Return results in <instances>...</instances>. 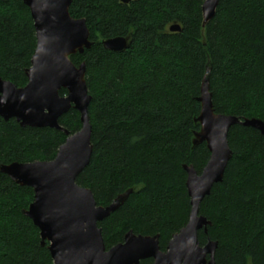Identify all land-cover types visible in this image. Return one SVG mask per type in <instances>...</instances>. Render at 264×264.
<instances>
[{
    "label": "trees",
    "instance_id": "1",
    "mask_svg": "<svg viewBox=\"0 0 264 264\" xmlns=\"http://www.w3.org/2000/svg\"><path fill=\"white\" fill-rule=\"evenodd\" d=\"M205 1L72 0L70 14L86 20L93 43L82 55L71 56L76 66L86 63L92 97L93 154L77 184L90 189L101 207L133 190L98 225L107 250L132 231L159 235L165 252L188 224L183 167L201 174L210 159L206 143L194 146L208 65L215 113L264 121V0H221L204 28ZM173 25L181 32H171ZM117 37H130L125 53L104 49L103 40ZM36 48L24 0H0V78L24 88ZM59 123L71 135L82 129L76 110ZM66 139L62 131L23 128L0 117V167L52 161ZM228 140L233 157L223 182L201 203L200 215L212 226L199 233V242L218 243L216 264H264V136L237 125ZM34 197L32 188L0 171V264H54L40 230L23 213Z\"/></svg>",
    "mask_w": 264,
    "mask_h": 264
},
{
    "label": "water",
    "instance_id": "2",
    "mask_svg": "<svg viewBox=\"0 0 264 264\" xmlns=\"http://www.w3.org/2000/svg\"><path fill=\"white\" fill-rule=\"evenodd\" d=\"M129 4L132 0H119ZM221 0H206L203 27L212 21ZM30 9L37 37V48L27 70L28 84L18 88L0 78V117L15 120L21 127L51 128L67 136L52 161L2 165L1 173L21 187L32 188L34 202L24 215L40 230L42 246L49 250L54 264H216L218 243L201 246L199 233H208L212 223L200 215V206L215 185L221 184L233 152L229 146L230 130L237 125L253 128L264 136V121L240 120L216 114L210 92L208 65L201 87L202 106L197 122L201 130L194 146L206 143L210 159L198 174L193 166H184L191 212L188 224L169 242L167 251L155 237L126 234L124 242L107 250L99 223L119 210L133 190L119 195L108 207L98 206L90 189L77 184L89 166L92 154V126L88 115L92 97L86 82V63L76 66L71 56L90 50L93 43L85 19L70 14L72 0H24ZM171 32H181L173 25ZM105 50L117 54L131 47L130 37L102 41ZM65 90L66 95L60 92ZM71 110L80 113L82 129L71 135L59 123Z\"/></svg>",
    "mask_w": 264,
    "mask_h": 264
},
{
    "label": "flooded vegetation",
    "instance_id": "3",
    "mask_svg": "<svg viewBox=\"0 0 264 264\" xmlns=\"http://www.w3.org/2000/svg\"><path fill=\"white\" fill-rule=\"evenodd\" d=\"M66 94H67V93H66ZM166 251H167V250H166ZM166 251H165V252H166ZM151 260L153 261V264H154V260H153V259H151ZM144 261H145V260H144Z\"/></svg>",
    "mask_w": 264,
    "mask_h": 264
}]
</instances>
